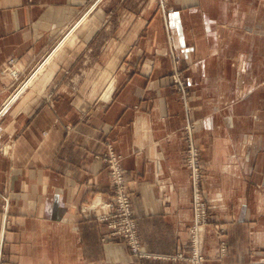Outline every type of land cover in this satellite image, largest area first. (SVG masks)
<instances>
[{
  "label": "crops",
  "instance_id": "0c3cea01",
  "mask_svg": "<svg viewBox=\"0 0 264 264\" xmlns=\"http://www.w3.org/2000/svg\"><path fill=\"white\" fill-rule=\"evenodd\" d=\"M98 5L45 79L15 85ZM190 133L206 264H264V0H0V264H191L175 257L190 253ZM108 150L158 257L103 240L83 209L109 195Z\"/></svg>",
  "mask_w": 264,
  "mask_h": 264
},
{
  "label": "rangeland",
  "instance_id": "374dc122",
  "mask_svg": "<svg viewBox=\"0 0 264 264\" xmlns=\"http://www.w3.org/2000/svg\"><path fill=\"white\" fill-rule=\"evenodd\" d=\"M93 9L91 11H89L88 13H86L83 16L84 18L81 17L73 26H71V28H69L66 31V33L62 36L60 41L57 42L56 46H54V48H52V50L49 52V54L46 55L45 58H43L41 60V62L39 64H37L29 72L28 78L31 75H33L41 66H43V65L45 66V69L43 70V72L39 73L36 76L37 78H35L33 80V82H31L30 84H28L26 86H28V87L34 86V84H36L39 80L45 79L46 78L45 73H47V72L51 73L52 72V67L57 66V62L62 58L64 53H67L69 51L74 50V48H77L82 43V40L85 38V35H86V28L90 27L91 25H95V24L99 23V20H100V12H99L100 5H98L97 8L94 7ZM73 34H77V39H76V42L73 45H71V44H69V40L71 38V36H69V35H73ZM97 39L99 40V38H97ZM63 40H65V44L55 54V51L57 50L58 45ZM50 57H51V60H49ZM7 71L9 73H11L13 78L18 77V72L16 69H8V67H7ZM24 79H26V78H24ZM25 81L26 80H18L15 85H21V84L24 85ZM174 81L178 84V86L180 88L184 89V86L182 84L183 80L180 76H178L177 78L174 77ZM186 137L188 140V144H187V148H186L187 152L193 150V152L195 151L197 153V163L195 165V168L198 169V173L196 174V176L194 175L195 174L194 172L196 169H194V166H192L190 158L185 157V163L190 170L191 180H192L193 189H194L193 190V200H192L193 209H194V219H193V222L190 225V229H189L190 253L188 255H185L183 252H180L175 257L176 258H186V259H188V261L191 264H206V255L204 254L203 249H204V242H205V234L207 232L208 226L211 224V216H210L211 213H210V208H209V201H208V199L204 193V188H203L204 171H203L202 161H201V157H200V151H199V148L194 141V137L191 136V133L187 134ZM110 151L111 150H108V152H106L105 154L109 153ZM105 154L103 155V157L105 156ZM105 161L107 163V166H108L109 172H110L109 195H108V197L103 198L101 200L100 199L97 200L96 196H94L93 199L87 203L86 208H83V209L90 210L92 212V215L94 218L105 223L108 231L103 236V238H102L103 240H110V239H121V240H123L124 242H126V244L129 248L130 252L132 253V255L139 258V259H152V258L158 257L157 255L152 254V252H148L144 249L141 238H140V241H141V247H142L143 253L142 254L133 253L131 246H130L129 242L127 241V239L121 235H113L110 232V227L108 226V224H109L108 221H104L100 218L99 212H100L101 206L105 202L113 200V198H115V192H116L115 187L113 185V180H112L109 162L107 160H105ZM121 166H122V161H121ZM122 170H123V166H122ZM123 173H124V171H123ZM125 180H126V178H125ZM126 185H127V181H126ZM127 188H128V186H127ZM128 191H129V189H128ZM129 196H130L131 206L133 209L132 194L130 191H129ZM133 214H134V217L136 220L138 234H139V227H138L137 219H136V216L134 213V209H133ZM217 227H218L217 234L219 235V239H220L219 240V251H220L219 253H220V255H225L227 250H228L225 230L222 227V224H219V226H217ZM139 237H140V235H139Z\"/></svg>",
  "mask_w": 264,
  "mask_h": 264
},
{
  "label": "built area",
  "instance_id": "2783aa9c",
  "mask_svg": "<svg viewBox=\"0 0 264 264\" xmlns=\"http://www.w3.org/2000/svg\"><path fill=\"white\" fill-rule=\"evenodd\" d=\"M191 160L192 166L197 163V153L193 150L186 153ZM105 160L109 162L113 185L115 187V198L105 202L100 208V218L108 221L110 232L113 235H121L129 242L133 253L142 254L141 241L138 234L136 220L131 206L129 191L126 185L125 176L121 166V157L114 151L105 154ZM195 176L198 169L194 172ZM198 177V176H197ZM195 188V187H194Z\"/></svg>",
  "mask_w": 264,
  "mask_h": 264
},
{
  "label": "bare ground",
  "instance_id": "6f19581e",
  "mask_svg": "<svg viewBox=\"0 0 264 264\" xmlns=\"http://www.w3.org/2000/svg\"><path fill=\"white\" fill-rule=\"evenodd\" d=\"M84 18V17H83ZM69 36H71V38H70V40H69V42L71 41V40H73L74 39V37L76 36V34H73V35H69ZM65 44V40H63L59 45H58V47H57V50L55 51V54L63 47V45ZM64 50V49H63ZM61 53V52H60ZM49 60H51V57L49 58ZM45 69V66L43 65V66H41L33 75H31L30 77H29V79H27L26 81H25V85L26 84H30L31 82H33V80L35 79V78H37L36 76L39 74V73H41V72H43V70Z\"/></svg>",
  "mask_w": 264,
  "mask_h": 264
}]
</instances>
